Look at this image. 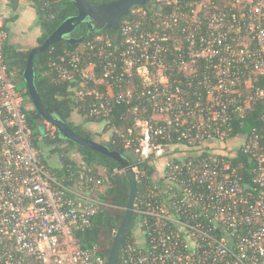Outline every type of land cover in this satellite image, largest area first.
Masks as SVG:
<instances>
[{"label": "built area", "instance_id": "1", "mask_svg": "<svg viewBox=\"0 0 264 264\" xmlns=\"http://www.w3.org/2000/svg\"><path fill=\"white\" fill-rule=\"evenodd\" d=\"M8 38L0 27V264H105L75 232L116 208L109 177L78 164L58 176L41 146L56 129L43 120L33 137ZM48 67L55 84L77 83L87 118L124 105L136 130L111 129L139 186L119 264H264V129L235 131L254 105L264 124V0H149Z\"/></svg>", "mask_w": 264, "mask_h": 264}, {"label": "trees", "instance_id": "2", "mask_svg": "<svg viewBox=\"0 0 264 264\" xmlns=\"http://www.w3.org/2000/svg\"><path fill=\"white\" fill-rule=\"evenodd\" d=\"M12 9H16L18 2L17 0H8ZM31 3V7L35 11L37 18V26L39 34L36 40V46L41 45L44 40L67 18L76 14V9L70 0H28ZM114 0H91L92 4H99L103 2H111ZM4 31L3 27H1ZM7 32V31H6ZM112 30L96 32L94 35L99 33H113ZM8 33V32H7ZM73 38L83 37L81 43L69 44L66 41H60L53 44L48 50L43 53L36 54L33 59L34 66V85L37 93L43 102L45 108L49 113L56 115L59 114L61 119L67 123V125L79 136L97 140L92 138L90 129H86L84 125H101L102 133L95 135L100 137L101 143L106 145L110 150L118 152L124 156L134 166L136 158L127 149L124 148V139L117 137L111 129L113 127L122 128L124 130L123 136L126 138H135L136 130L132 128L131 120H120L121 114L125 111L124 105L116 107L113 118L108 122H102L100 120L87 118L86 109L87 103L83 100L77 99L74 94V88L77 87V83H64L55 84L53 82V75L49 70V62L63 54L64 50L75 51L84 46V44L92 39V36L87 35V29L84 23H81L74 30ZM9 37V35H8ZM32 49V48H31ZM31 49L22 50L21 47L12 45L9 42V38L4 46V59L11 72V79L16 85L17 90L22 94L25 99V105L23 111L26 114L28 126L33 134V137H37L41 134L42 119L32 107L29 100V94L26 85L23 80V71L26 65L27 55ZM74 113L81 118V123L74 125L71 121V116ZM262 108L259 105H254L253 109L248 111L243 121L235 126V131L243 134L250 135L255 129L260 132L264 129L263 123L260 120ZM131 131V132H130ZM110 133L109 137L106 134ZM94 140V141H95ZM50 144L49 140L43 142V144ZM36 146V140H34ZM57 149L54 150V154L57 156L56 165L59 166L60 171L58 176L65 171L68 165L73 167L77 166L76 161L73 157H70L72 151H74L80 158L81 163L91 169L93 172L103 171L109 177V186L106 189V195L109 202L114 205L115 209H106L100 212L92 219L91 226L83 231H76L75 237L78 241L79 246L82 249L97 248L98 254L107 257L109 249L112 244L113 231L119 225L128 195V184L123 173L113 174V170H121L122 167L112 158L93 151L87 147H83L73 143L72 141L60 138L57 140ZM60 145V146H59ZM48 158L53 157V151H47ZM241 161L244 166L248 164L247 154L239 152L238 157L234 160V163ZM79 165V164H78ZM80 166V165H79ZM139 168L147 169L148 173L152 172V169H148V164H138ZM54 170H57V168ZM240 172L244 173V168L240 169ZM244 177L248 178V173L244 174ZM139 190V186H137ZM132 225L128 229L126 235L131 232ZM119 264V261H118Z\"/></svg>", "mask_w": 264, "mask_h": 264}, {"label": "water", "instance_id": "3", "mask_svg": "<svg viewBox=\"0 0 264 264\" xmlns=\"http://www.w3.org/2000/svg\"><path fill=\"white\" fill-rule=\"evenodd\" d=\"M70 1L76 9V14L65 19L41 45L36 46L29 51L22 77L32 107L42 120L48 121L56 129L55 137L49 140L50 144H54L58 139L63 138L72 141L77 145L87 147L93 151L106 155L114 159L122 167L123 174L128 184V195L122 219L117 228L113 231L112 244L105 261V264H118L119 252L124 237L133 222V209L137 190L135 173L132 170L129 161L124 156L116 151L110 150L106 145L100 142L77 135L67 123L61 119L59 114L53 115L49 113L41 101L34 85L33 59L36 54L45 52L53 44L60 41H66L69 44L81 43L83 37L78 39L67 37L81 23H85L88 36H92L100 31H117L120 20L127 15L131 8L135 6H146L149 0H114L99 4H92L91 0Z\"/></svg>", "mask_w": 264, "mask_h": 264}, {"label": "crops", "instance_id": "4", "mask_svg": "<svg viewBox=\"0 0 264 264\" xmlns=\"http://www.w3.org/2000/svg\"><path fill=\"white\" fill-rule=\"evenodd\" d=\"M17 2V6L26 5L27 8L30 7L27 6L29 3L28 0H17ZM29 9L32 8L30 7ZM15 10L12 9L8 0H0V27H3L8 32L10 44H17L18 47L22 48L21 45L24 43L27 45L25 47L26 50L36 47L39 30L38 28H31L33 24L31 23L30 25L28 23L34 9L29 10V12L25 11L27 16L24 20L14 17Z\"/></svg>", "mask_w": 264, "mask_h": 264}, {"label": "rangeland", "instance_id": "5", "mask_svg": "<svg viewBox=\"0 0 264 264\" xmlns=\"http://www.w3.org/2000/svg\"><path fill=\"white\" fill-rule=\"evenodd\" d=\"M27 6L31 7V3L29 2ZM29 8H27L26 5L17 6V9L15 10V13H14V17L24 20L27 16L25 11L29 12V10L33 9L32 7H31L32 9H29ZM30 18L31 19L28 21V23L30 25H31V23L33 24V26L31 28H38L37 18H36L34 11H33V14L31 15ZM16 46H17V44H16ZM21 46H22V50H26V48H25L27 46L26 44L23 43ZM71 121L74 125H78L81 123V118L74 113V115L71 116ZM84 126H86L85 127L86 129H90V131L92 133V138H97V140H95V139L94 140L101 143L102 140L98 139L100 137H95V135L98 136V134L102 133V126L101 125H91V127L88 125H84ZM94 133H96V134L94 135ZM109 136H110V133L106 134V137H109ZM41 146L44 148V150H47L49 152L53 151V157H51V158L53 160V163L56 164L57 156H56V154H54V150L57 149L58 145L57 144H45L44 143ZM70 155H71L70 157H73L74 160L76 161V163L79 164L81 168L86 169V167L81 163L79 156L74 151H72V153Z\"/></svg>", "mask_w": 264, "mask_h": 264}, {"label": "flooded vegetation", "instance_id": "6", "mask_svg": "<svg viewBox=\"0 0 264 264\" xmlns=\"http://www.w3.org/2000/svg\"><path fill=\"white\" fill-rule=\"evenodd\" d=\"M85 24V23H84ZM74 32V31H73ZM70 33L67 37H73L74 36V33ZM54 144H57V141L54 143Z\"/></svg>", "mask_w": 264, "mask_h": 264}]
</instances>
